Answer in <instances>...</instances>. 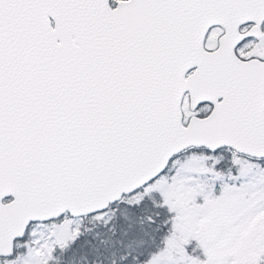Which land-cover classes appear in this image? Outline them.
I'll return each instance as SVG.
<instances>
[{
	"label": "snow or ice",
	"instance_id": "6c2138e0",
	"mask_svg": "<svg viewBox=\"0 0 264 264\" xmlns=\"http://www.w3.org/2000/svg\"><path fill=\"white\" fill-rule=\"evenodd\" d=\"M0 264H264V0H0Z\"/></svg>",
	"mask_w": 264,
	"mask_h": 264
}]
</instances>
